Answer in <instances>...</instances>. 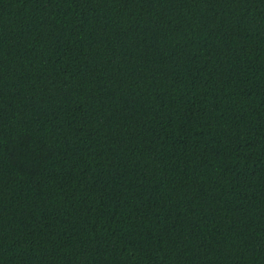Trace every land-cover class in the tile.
Wrapping results in <instances>:
<instances>
[{
    "label": "trees",
    "instance_id": "obj_1",
    "mask_svg": "<svg viewBox=\"0 0 264 264\" xmlns=\"http://www.w3.org/2000/svg\"><path fill=\"white\" fill-rule=\"evenodd\" d=\"M0 264H264V0H0Z\"/></svg>",
    "mask_w": 264,
    "mask_h": 264
}]
</instances>
